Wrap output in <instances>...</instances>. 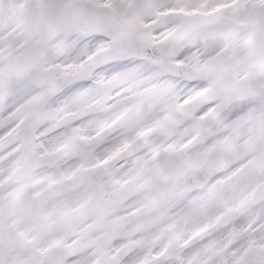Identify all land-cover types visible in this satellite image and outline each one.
I'll return each mask as SVG.
<instances>
[{
    "label": "snow or ice",
    "instance_id": "obj_1",
    "mask_svg": "<svg viewBox=\"0 0 264 264\" xmlns=\"http://www.w3.org/2000/svg\"><path fill=\"white\" fill-rule=\"evenodd\" d=\"M0 264H264V0H0Z\"/></svg>",
    "mask_w": 264,
    "mask_h": 264
}]
</instances>
